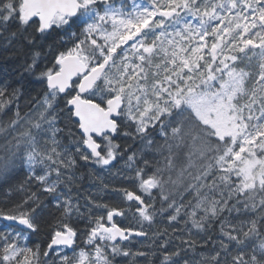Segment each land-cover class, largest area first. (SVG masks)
Listing matches in <instances>:
<instances>
[{
    "label": "snow or ice",
    "instance_id": "6c2138e0",
    "mask_svg": "<svg viewBox=\"0 0 264 264\" xmlns=\"http://www.w3.org/2000/svg\"><path fill=\"white\" fill-rule=\"evenodd\" d=\"M156 7L155 3L142 5L138 0H0V33L5 34L6 41H16L15 51L38 47L36 34L43 37L57 29L63 33L61 40L65 45L51 59L34 51L31 63L21 64L23 73L41 84L36 96L22 91L30 83L24 75L19 81L0 83V114L14 117V128L24 123L21 113L28 109L27 124L18 137L16 150L8 149L0 155V179L7 181L21 166L27 170V178L18 189L10 185L12 196L5 194L0 200V264H116L118 257L124 264H261L257 248L264 255V245H253L251 256L242 251L251 237L248 233L244 239L238 235L233 215H241V201H232L257 183L259 190L264 191V105L255 117L251 111L247 117L233 116L229 109L227 126L218 136L225 148L217 160L216 179L223 188L214 186L220 189V197L227 192V199L215 201L210 207L197 204L191 213L175 201L168 203L166 197L159 198L161 207L157 212L158 197L152 195L157 191L156 181L146 175L147 162L140 164L142 154L130 147L121 155L114 143L121 128L125 129V137H140L143 143L147 128L131 105L125 108L122 89L108 78L109 66L124 53L122 60L130 62L133 69L140 67L159 51L157 43L163 40L162 32L157 37L153 22L160 15L171 17L173 8L177 14L181 7L194 11L190 0H170L169 10L159 14ZM209 25L213 28L211 33ZM165 27L166 23L160 25V29ZM185 30L194 40L189 46L191 59L186 55L180 60L181 72L207 68L208 79L215 81L217 72L223 74L240 62L238 55L225 52V45H236L237 34L241 43L236 46L241 53L248 45H264V0H219L211 10L204 7L201 24L195 28L185 25ZM173 42L170 38L169 43ZM41 59L43 65L39 63ZM259 80L264 81V74ZM58 98L64 100L63 108L59 107ZM61 120L68 129V144L58 139L64 135V129L58 127ZM73 126L76 132L72 131ZM21 148L26 153L22 159ZM129 151L132 154L127 155ZM76 157L106 169L117 159L125 160L122 168L126 174L121 176L125 184L110 189L115 200H89L86 212H81L80 206L72 202L68 187L74 179ZM33 184L37 191H27ZM41 188L50 197L48 204L40 199ZM108 190L106 186L105 191ZM201 191L197 190V198ZM16 196L19 198L14 199ZM166 203L167 208L163 206ZM52 206L61 212L59 217L46 212ZM243 211L247 212V207ZM129 213L140 217L139 227L132 223L123 225ZM157 214L167 216L165 223L169 226L178 224L187 214L184 225L191 227L187 233L183 229L171 233L158 230L153 233L152 243H140L149 239L144 223H154ZM209 216L214 222L211 226L205 224ZM84 221V228L77 227ZM238 223L243 228L246 221ZM45 226L50 234L47 248L41 251L40 245L29 247V234L39 233ZM208 227L217 229L219 240L209 237L197 241L192 237L193 231L202 233ZM81 236L83 247L76 242ZM134 245H139L135 251ZM68 249L72 250L71 255L66 254ZM53 254L59 257L58 262L49 260Z\"/></svg>",
    "mask_w": 264,
    "mask_h": 264
},
{
    "label": "trees",
    "instance_id": "16d2710c",
    "mask_svg": "<svg viewBox=\"0 0 264 264\" xmlns=\"http://www.w3.org/2000/svg\"><path fill=\"white\" fill-rule=\"evenodd\" d=\"M147 1L156 4L154 0ZM167 1L170 3V0ZM171 2L175 3V0H171ZM201 23L202 19H200L199 22H191V25L195 28L196 25ZM185 25H189L187 23V18L184 19L179 17L178 30L179 28L185 29ZM172 27H174V25L158 29L156 35L161 32L167 34L166 30L170 32V28ZM212 29L211 25H209L208 31ZM39 35L36 34V44L38 47L31 49L26 47L23 52L14 50L16 46L15 40L10 42L6 41L5 34L3 33L0 37V83L5 80L19 81L21 76L24 75V79L30 83L28 87L22 91L28 92V94L33 97L37 95L38 90L41 88V84L33 77L25 75L20 66L25 61L31 63L30 57L34 51H41L43 55L49 58V52L51 50L52 52L61 50V37L63 33L54 30L48 32L43 37ZM187 35V55L188 58L191 59L192 52L189 46L190 43L193 42L194 37L188 31ZM123 55L124 53H121V55L117 57V66L110 75V79L114 86L120 84L125 86L135 81L129 73L131 67H124L126 61L122 60L121 57ZM168 57L169 56L161 55V61L165 62ZM183 57H185L184 54L182 55V58ZM42 61L43 59H41L39 63L41 64ZM179 66L180 63L178 62V67ZM218 94L221 95L218 84L210 86L206 98L201 95L187 94L186 100L182 101L178 106H174L169 113L160 115L155 125L147 129V133L143 138V143L140 137H137L135 140L130 137H125L123 135L124 129H121L120 134L115 136L114 141L119 146L121 155L125 153L127 147H130L132 151L142 154L143 158L139 160L140 164L147 162L148 171L146 175L156 181L157 191L153 192L152 195L158 197L156 202L157 212L161 207L160 197L168 198V203L175 201L177 206L187 208L188 213H191L197 204H200L202 207H210L215 201L227 199V192H225L224 197L218 195V191L223 188V185L216 179L219 175L217 160L222 155L225 146L218 140V132L220 131L211 124L212 114H214L219 107L220 96H218ZM250 94L251 92L246 89V91L241 92L235 97L236 107L237 109L241 107V113L253 111L249 106L246 107L249 111L244 110L245 103L251 98ZM40 95L42 96L43 93L40 92ZM147 97L148 96H145V98ZM24 99L25 97L22 96L21 104L24 103ZM27 112L28 109H24L21 113V117L24 121L25 113ZM252 115L254 117L255 114L252 113ZM13 119L14 117L10 114H0V155H4L8 149L16 150V145L20 143L18 137L23 134V123L14 128L12 126ZM60 122H62V120ZM60 122L58 123V127L61 125ZM58 139H61L63 144H68L70 138L67 136V131L64 130L63 137H58ZM130 154H132L131 151L127 152V155ZM20 155L21 159L26 155L23 148L20 149ZM127 155H124L125 160L127 159ZM65 159H67V157H65ZM76 160L77 165L72 170V172H74V179L68 187L71 189L69 194L73 197L72 202L80 206L81 212H86V205L89 200L95 199L101 203L115 200V196L110 189L122 187L125 184V181L121 179V176L126 174L122 168L125 160L117 159L112 163L111 167L107 169L95 164L85 163L80 160L79 157H76ZM55 163L57 165L60 164L59 157H57ZM90 170H92L91 173ZM67 174L68 173H66V175ZM26 178L27 170L21 166L7 181L0 179V200L5 198V194H7V196H12L10 185L18 189ZM215 185H219L220 189L214 188ZM106 186L109 188L108 191H105ZM210 188H214V190L209 191ZM61 190H65L63 185H61ZM197 190H202L198 198ZM27 191H37L35 184L30 185ZM40 191V199L45 204H48L50 197L47 193H43L42 188ZM18 198V196L14 197V199ZM205 201L206 203H204ZM236 201H241L239 204L241 215L236 216L234 214L233 223H236L238 235L241 239L245 238V233L250 235L251 239L248 240L247 246L242 248V251L251 256L253 245H264V191L259 190V184L257 183L255 188H250L243 193L241 191L240 195L234 196L232 203L235 204ZM163 206L167 208V203ZM245 207L248 209L247 212L243 211ZM217 211H219V205H217ZM46 212H50L54 217H59L61 214L54 206L47 208ZM201 215H203V213H201ZM186 218L187 214L182 216L178 224L169 226L165 223L167 216L157 214L154 223H144L143 228L148 233L149 239L141 240L140 243L145 245L152 243L153 233L162 229H167V233H171L174 229H183V232L187 233L191 225L189 224L188 227H185L184 220ZM222 218L223 217H220V219ZM239 220L246 221L243 228L240 227L238 223ZM0 223L2 222L0 221ZM86 223L87 221L81 222L77 227L84 228ZM122 223L124 226H127L128 223H132L136 227L140 226V220H138L137 217H133L131 213H129L128 220H123ZM213 223L210 216L205 221L207 226H211ZM215 223L218 224L219 220H216ZM192 237L197 241L201 239L206 240L209 237L215 240L220 239L215 227H208L207 230L202 233L193 231ZM83 239L84 238L81 236L76 241L80 247L84 246ZM49 241L50 234L47 231V226H45L39 233H30L27 243L29 247L33 248H35L36 245H40L41 251H43L47 248ZM138 246L139 245H134L133 250L135 251ZM78 250L79 249H77V251ZM261 250V248H257V257L261 264H264V255H260ZM233 252H235V246H233ZM66 254L71 255L72 250H66ZM53 259L57 262L59 261V257L55 256V254L49 257V260ZM116 264H124V261L118 257L116 259ZM139 264H143V261H140Z\"/></svg>",
    "mask_w": 264,
    "mask_h": 264
},
{
    "label": "rangeland",
    "instance_id": "374dc122",
    "mask_svg": "<svg viewBox=\"0 0 264 264\" xmlns=\"http://www.w3.org/2000/svg\"><path fill=\"white\" fill-rule=\"evenodd\" d=\"M190 2L196 6L197 0H190ZM207 3V1L205 2ZM183 10L184 8L181 7ZM211 10V8H208ZM29 31H31V28H29ZM239 35L237 34L236 37ZM235 37V38H236ZM173 42V53L172 55L168 52L169 51V39H167V42L162 45L158 46L160 49V54L164 53L165 56L166 53H169L171 55L166 63L159 62L162 65V69L155 68L153 70H147L144 74V80L147 85V88L143 91L139 88V84H136L134 87H121L122 91H124L126 94V100L127 103H125V108H127L128 105H131L132 111L134 112L135 108H137L133 102L136 101L139 98V94H143L145 96H148L147 98H143V103L145 104V107L140 109L138 113L136 114L137 118L143 119V124L146 126L148 123H150L153 119V111L158 112L159 114L162 112H165L170 109V107L175 104V101L172 97H169L170 103H163L161 102V97L163 96V92H167L164 89V81L165 78L170 79V83L173 84V90L178 93V104H180L182 101L187 99V94H193L194 89L199 86L201 88H204V85L207 84V82L210 80L208 79V72L206 68H202L200 71H193V72H181V69L183 65L180 63L181 59H178V52L185 56L187 55V36L183 33V35H178V29L172 30V39ZM257 42H259L257 40ZM179 45V46H178ZM233 48V45H225V52L232 54L231 50ZM259 54H262L264 56V48L259 52ZM188 57V55H187ZM175 61V63H173ZM178 61L180 63V66L178 67ZM149 62V60L147 61ZM234 79L236 81H239L240 76L235 74ZM104 87V84L102 83ZM144 84H140V86H143ZM142 89L144 87H141ZM196 92L197 88H196ZM124 94V93H123ZM201 94V93H200ZM203 94V92H202ZM182 95V96H180ZM225 106L228 108L226 112L229 113V108L231 107L230 103H226ZM141 114H143V117H141ZM233 116H238L240 113H238V110L232 111ZM27 119L25 117V121L23 123L22 129L26 127ZM227 126V123H225L224 127ZM223 127V128H224ZM222 128V130H223Z\"/></svg>",
    "mask_w": 264,
    "mask_h": 264
},
{
    "label": "flooded vegetation",
    "instance_id": "af4514ba",
    "mask_svg": "<svg viewBox=\"0 0 264 264\" xmlns=\"http://www.w3.org/2000/svg\"><path fill=\"white\" fill-rule=\"evenodd\" d=\"M61 50H63V48H61ZM53 53H55V52H51V53H50L51 58H52V54H53ZM62 100H63V99H62ZM60 108H63V107H60Z\"/></svg>",
    "mask_w": 264,
    "mask_h": 264
},
{
    "label": "water",
    "instance_id": "95a60500",
    "mask_svg": "<svg viewBox=\"0 0 264 264\" xmlns=\"http://www.w3.org/2000/svg\"><path fill=\"white\" fill-rule=\"evenodd\" d=\"M164 12H167V11H164ZM168 17V16H167Z\"/></svg>",
    "mask_w": 264,
    "mask_h": 264
}]
</instances>
